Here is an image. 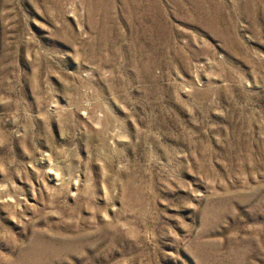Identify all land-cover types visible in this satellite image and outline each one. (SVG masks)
Returning <instances> with one entry per match:
<instances>
[{"label": "rangeland", "instance_id": "obj_1", "mask_svg": "<svg viewBox=\"0 0 264 264\" xmlns=\"http://www.w3.org/2000/svg\"><path fill=\"white\" fill-rule=\"evenodd\" d=\"M0 264H264V0H0Z\"/></svg>", "mask_w": 264, "mask_h": 264}]
</instances>
